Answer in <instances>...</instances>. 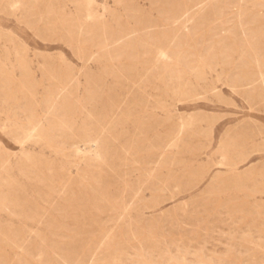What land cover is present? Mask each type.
Returning a JSON list of instances; mask_svg holds the SVG:
<instances>
[{
  "label": "rangeland",
  "instance_id": "obj_1",
  "mask_svg": "<svg viewBox=\"0 0 264 264\" xmlns=\"http://www.w3.org/2000/svg\"><path fill=\"white\" fill-rule=\"evenodd\" d=\"M6 257L264 264V0H0Z\"/></svg>",
  "mask_w": 264,
  "mask_h": 264
},
{
  "label": "bare ground",
  "instance_id": "obj_2",
  "mask_svg": "<svg viewBox=\"0 0 264 264\" xmlns=\"http://www.w3.org/2000/svg\"><path fill=\"white\" fill-rule=\"evenodd\" d=\"M253 3H254V2H253ZM201 9H202V8H201ZM93 13H94V12H93ZM178 18H179V17H178ZM188 21H189V20H188ZM221 21H222V20H221ZM103 24H104V22H103ZM97 26H98V25H97ZM98 28H99V27H98ZM194 40H195V39H194ZM160 45H161V44H160ZM164 46H165V45H164ZM165 47H167V46H165ZM168 48H169V47H168ZM156 49H157V48H156ZM158 49H159L160 52H161V50H162L161 47L158 48ZM153 50H155V49H153ZM164 50H165V49H164ZM138 52H139V51H138ZM155 53H156V56H157V51H156ZM165 53H166V51L164 52V55H165ZM182 53H183V52H182ZM151 54H153V51H152ZM159 54L162 55V53H158V55H159ZM167 54H168V52L166 53V55H167ZM157 57H159V56H157ZM155 58H156V57H155ZM156 59H157V58H156ZM156 59H155V60H156ZM159 59H160V58H159ZM156 61H157V60H156ZM156 61H154V62H156ZM159 61H160V60H159ZM176 61H177V59H176ZM176 61H175V62H176ZM177 62H178V61H177ZM156 63H157V62H156ZM156 63H155V65H156ZM200 63H201V62H200ZM158 64H159V63H158ZM201 64H202V63H201ZM201 64H200V66H201ZM202 66H203V65H202ZM152 68H153V67H152ZM134 69H135V68H134ZM180 69H181V68H180ZM135 70H136V69H135ZM119 71H120V70H119ZM119 71H118V72H119ZM5 72H7V69L5 70ZM10 72H11V71H10ZM137 72H138V75H139V71H137ZM260 72H261V71H260ZM8 73H9V72H8ZM13 73H14V72H13ZM9 74H10V73H9ZM123 74H124V73H123ZM127 74H128V73H127ZM127 74H126V75H127ZM132 74H133V72H132ZM132 74L130 73V76H131ZM48 75H49V74H48ZM54 75H55V74H54ZM54 75H53V76H54ZM11 76H13V74H12ZM124 76H125V74H124ZM130 76H129V77H130ZM135 76H136V75H134V77H135ZM146 76H147V75H146ZM3 77H4V76H3ZM134 77H133V78H134ZM124 78H125V77H124ZM130 78H131V77H130ZM136 78H137V77H135V79H136ZM30 79H31V78H30ZM131 79H132V78H131ZM135 79H132V82H131V83H133V80H135ZM137 79H138V78H137ZM139 79H140V78H139ZM141 79H142V78H141ZM15 80H17V78H16ZM126 80H127V79H126ZM128 80H129V79H128ZM17 81H18V80H17ZM20 82H21V81H20ZM135 82H136V81H135ZM129 83H130V82H129ZM7 84H8V83H7ZM9 84H10V83H9ZM126 84H127V83H126ZM2 85H3V84H2ZM128 85H129V84H128ZM128 85H127V86H128ZM130 85H131V84H130ZM21 86H22V85H21ZM25 89H26V88H25ZM139 89H140V88H139ZM137 90H138V89H137ZM28 92H29V91H28ZM182 92H183V91H182ZM98 93H99V92H98ZM165 93H166V92H165ZM114 94H115V93H114ZM114 94H113V95H114ZM161 94H162V93H161ZM161 94H160V95H161ZM178 94H179V93H178ZM181 94H182V93H181ZM185 94H186V93H185ZM10 95H11V94H9V96H10ZM106 95H107V94H106ZM179 95H180V94H179ZM186 95H187V94H186ZM186 95H185V96H186ZM169 96H170V95H169ZM32 97L34 98L33 95L31 96V98H32ZM141 97H142V96H141ZM189 97H190V96H189ZM108 98H110V97H108ZM164 98H165V97H164ZM119 99H120V98H119ZM132 99H133V98H132ZM132 99H131V100H132ZM36 100H37V99H36ZM143 100H144V99H143ZM165 100H166V99H165ZM76 101H77V100H76ZM133 101H134V100H133ZM138 101H140V100H138ZM141 101H142V100H141ZM159 101H160V100H159ZM72 102H73V101H72ZM116 102L118 103V102H120V101H116ZM134 102H135V101H134ZM157 102H158V101H157ZM107 103H108V102H107ZM158 103H160V102H158ZM162 103H165V102H162ZM162 103H161V104H162ZM114 104H115V102H114ZM119 104H120V103H119ZM119 104H117V105H119ZM137 104H138V103H137ZM165 105H166V104H165ZM119 106H120V105H119ZM159 106H162V105H159ZM163 106H164V105H163ZM66 107H67V106H66ZM125 107H126V105H125ZM71 108H72V107H71ZM131 108H132V106H131ZM102 109H103V108H102ZM104 109H105V108H104ZM112 110H114V109L112 108ZM112 110H111V111H112ZM116 110H117V109H116ZM129 110H130V109H129ZM71 111H72V110H71ZM48 112H49V111H48ZM69 112H70V111H69ZM114 112H115V111H114ZM121 112H123V109L121 110ZM129 112H130V111H129ZM133 112H134V111H133ZM142 112H143V109H142ZM144 112H145V110H144ZM169 112H171V111H169ZM71 113H72V112H71ZM115 113H116V112H115ZM126 113H128V112H126ZM134 113H135V112H134ZM37 114H38V113H37ZM106 114H107V113H106ZM38 115H39V114H38ZM91 115H92V114H91ZM91 115H90V116H91ZM114 115H115V114H114ZM114 115H113V116H114ZM116 115H117V114H116ZM118 115H119V114H118ZM64 116H65V115H64ZM104 116H105V115H104ZM129 116H130V115H129ZM141 116H142V115H141ZM39 117H41V116L39 115ZM52 117H54V116H51V118H52ZM70 117H71V116H70ZM92 117H93V116H92ZM77 118H78V117H77ZM106 118H107V116H106ZM123 118H124V117H123ZM57 119H58V118H57ZM69 119H70V118H69ZM109 119H110V118H109ZM112 119H113V118H112ZM128 119L130 120V118H128ZM70 120H71V119H70ZM114 120H115V119H114ZM150 120H151V119H150ZM35 121H36V120H35ZM110 121H111V119L109 120V122H110ZM121 121L123 122V120H121ZM60 122H61V121H60ZM103 122H105V121H103ZM106 122H107V121H106ZM106 122H105L104 124H106ZM109 122H108V123H109ZM114 122H115V121H114ZM142 122H143V121H142ZM142 122H141V123H142ZM145 122H147V121H145ZM148 122H149V121H148ZM21 123H22V121H21ZM21 123H20V124H21ZM76 123H77V122H76ZM99 123H100V122H99ZM108 123H107V124H108ZM110 123H111V122H110ZM112 123H113V121H112ZM136 123H137V122H136ZM156 123H157V122H156ZM62 124H63V123H62ZM83 124H84V123H83ZM121 124H123V123H121ZM139 124H140V123H139ZM38 125H39V124H38ZM74 125H75V124H74ZM100 125H101V123H100ZM112 125H113V124H112ZM112 125H111V127H112ZM116 125H117V124H116ZM116 125H115V128H116ZM118 125H119V124H118ZM31 126H32V125H31ZM108 126H109V125H108ZM108 126H107V127H108ZM100 127H101V126H100ZM104 127H105V126H104ZM107 127H106V129H107ZM146 127H147V126H146ZM38 128H40V126H39ZM44 128H45V127H44ZM94 128H95V127H94ZM94 128H93V129H94ZM115 128L113 127L112 131H113ZM32 129H33V128H32ZM74 129H75V128H74ZM102 129H103V127H102ZM108 129H110V128H108ZM167 129H168V128H167ZM96 130H97V126H96ZM116 130H117V129H116ZM45 131H46V130H45ZM88 131H89V130H88ZM99 131H100V129H99ZM101 131L103 132L104 130H101ZM101 131H100V132H101ZM106 131H107V130H106ZM23 132H24V131H23ZM33 132H34V131H33ZM81 132H82V130H81ZM91 132H92V131H91ZM168 132H169V131H168ZM66 133H67V132H66ZM84 133H85V132H84ZM93 133H94V132H93ZM98 133H99V132H98ZM47 134H48V133H47ZM85 134H86V133H85ZM103 134H104V133H103ZM103 134H102V135H103ZM105 134H106V133H105ZM68 135H69V134H68ZM31 136H32V135H31ZM70 136H71V135H70ZM106 136H107V135H106ZM106 136H105V138H106ZM109 136H110V135H109ZM111 136H113V134H112ZM135 136H137V135H135ZM68 137H69V136H68ZM114 137H115V135H114ZM29 138H30V137H29ZM69 138H70V137H69ZM98 138H99V136H98ZM102 138H104V137L102 136ZM87 139H88V138H87ZM95 139H97V137H96ZM95 139H94V140H95ZM112 139H113V138H112ZM138 139H139V138H138ZM138 139H137V140H138ZM89 140L92 141L93 139H92V140L89 139ZM89 140H88V141H89ZM99 140H102V139H99ZM64 141H65V140H64ZM75 141H76V140H75ZM77 141H80V140L78 139ZM77 141H76V142H77ZM85 141H86V140H85ZM88 141H87V143L85 142L86 145L88 144ZM95 141H96V140H95ZM95 141H94V142H95ZM135 141H136V140H135ZM138 141H139V140H138ZM70 142H71V141H70ZM83 142H84V141H83ZM97 142H98V140H97L96 143L94 144V145H95V146H94L95 149H94L93 147H92V149H94V151H96V152H95L96 155H100V154H98V153L100 152V150H102V148L100 149V146L98 145ZM105 142H106V141H105ZM112 142H113V140H112ZM89 143H90V142H89ZM91 143H93V141H92ZM91 143H90V144H91ZM110 143H111V142H110ZM110 143H109V144H110ZM113 143H114V142H113ZM101 144H102V143H101ZM106 144H107V143H106ZM109 144H107V145H109ZM111 144H112V143H111ZM113 145H114V144H113ZM145 145H146V144H145ZM137 146H138V144H137ZM104 147H105V146H103V148H104ZM132 147H133V146H132ZM3 148H4V147H3ZM54 148H55V147H54ZM54 148H53V149H54ZM140 148H141V147H140ZM146 148H147V147H146ZM55 149H56V148H55ZM92 149H90V150H92ZM106 149H107V146H106ZM106 149H105V150H106ZM128 149H129V148H128ZM130 149H131V148H130ZM108 150H110V153H112V152L114 151V150H113V151L111 152V149H109V148H108ZM141 150H142V148H141ZM143 150H144V149H143ZM137 151H138V150H137ZM79 152L82 153L83 151H82V150H79ZM86 152H87V151H86ZM135 152H136V150H135ZM133 153H134V152H133ZM137 153H138V152H137ZM154 153H155V151H154ZM84 154H85V153H84ZM86 154H87V153H86ZM88 154H89V152H88ZM82 155H83V153H82ZM105 155H106V154H105ZM61 156H62V155H61ZM63 156H64V155H63ZM87 156H88V155H87ZM89 156H90V155H89ZM92 156H93V155H92ZM150 156H151V155H150ZM165 156H166V155H165ZM165 156H164V157H165ZM83 157L85 158L86 156H83ZM108 157H109V156H108ZM108 157H107V158H108ZM113 157H114V156H113ZM117 157H119V156H117ZM117 157H116V159H118ZM86 158H87V157H86ZM92 158H93V157H92ZM103 158H104V157H103ZM120 158H121V157H120ZM126 158H127V157H126ZM137 158H138V157H137ZM142 158H143V157H142ZM89 159H90V158H89ZM133 159L135 160L136 158H133ZM162 159H164V158L162 157ZM90 160H91V159H90ZM93 160H94V159H93ZM101 160H102V159H101ZM110 160H111V158H110ZM126 160H127V159H126ZM151 160H153V159H151ZM123 161H124V160H123ZM100 162H103V160L100 161ZM100 162H98V163L96 164V165H98V167H100V166L102 165V164H100V166H99V163H100ZM107 162H108V161H107ZM117 162H118V161H117ZM143 162H144V161H143ZM153 162H154V161H153ZM158 162H159V161H158ZM45 163H46V162H45ZM86 163H87V162H86ZM138 163H139V161H138ZM142 164H143V163H142ZM9 165H11V164H9ZM93 165H94V164H93ZM96 165H95V166H96ZM116 165H119V163H117ZM20 166H21V165H20ZM49 166H50V165H49ZM87 166H88V165H87ZM102 166H103V165H102ZM111 166H112V168H113V165H111ZM144 166H146V165H144ZM3 167L5 168V166H3ZM25 167H26V166H25ZM90 167H91V166H90ZM106 167H107V165H106ZM108 167H109V165H108ZM108 167H107V169H108ZM49 168H50V167H49ZM80 168H81V167H80ZM96 168H97V167H96ZM96 168H95V169H96ZM100 168H101V167H100ZM110 168H111V167H110ZM110 168H109V169H110ZM112 168H111L110 170H109V169H108V170H109V171H112ZM118 168H119V167H118ZM81 170H82V168H81ZM102 170L105 171L104 168H102ZM113 170H114V169H113ZM62 171H63V170H62ZM94 171H95V170H94ZM109 171H108V172H109ZM114 171H115V170H114ZM63 172H64V171H63ZM82 172H83V171H82ZM87 173H88V172H87ZM68 174H69V173H68ZM68 174H67V175H68ZM92 174H94V173H92ZM96 174H97V173H96ZM105 174H106V173H105ZM105 174H104L103 176H105ZM9 175H10V174H9ZM67 175H65V177H66ZM80 175H83V174H80ZM63 176H64V175H63ZM97 177H98V176H97ZM101 177H102V176H101ZM105 177H106V176H105ZM105 177H102V178H105ZM57 178H58V177H57ZM66 178H68V177H66ZM69 178H70V177H69ZM98 178H100V177H98ZM102 178H101V179H102ZM107 178H108V176H107ZM87 179H89V178H87ZM91 179H92V178H91ZM91 179H90V180H91ZM60 180H61V179H60ZM105 180H106V179H105ZM15 181H16V180H15ZM65 181H66V180H65ZM65 181H64V182H65ZM68 181H69V180H68ZM100 181H103V179L100 180ZM106 181H107V180H106ZM106 181H105V182H106ZM40 182H41V181H40ZM64 182L62 183V185H64ZM76 182H77V181H76ZM93 182H94V180H93ZM17 183H18V182H17ZM72 183H73V182H72ZM72 183H71V184H72ZM88 183H89V182H88ZM102 183H103V182H102ZM83 184H84V182H83ZM92 184H93V183H92ZM104 184H105V183H104ZM106 184H107V183H106ZM234 184H235V183H234ZM55 185H56V184H55ZM57 185L59 186L60 184L57 183ZM90 185H91V184H90ZM20 186H22V185H20ZM64 186H66V184H65ZM64 186H63V187H64ZM67 186H69V184H67ZM74 186H75V185H74ZM92 186H93V185H92ZM100 186H101V185H100ZM108 186H109V184H108ZM56 187H57V186H56ZM60 187H61V186H59V188H60ZM86 187H88V186H86ZM94 187H95V185H94ZM101 187H103V185H102ZM21 188H22V187H21ZM64 188H65V187H64ZM95 188H96V187H95ZM78 189H79V188H78ZM99 189H100V188H99ZM104 189H105V188H104ZM106 189H107V188H106ZM56 190H57V189H56ZM58 190H59V189H58ZM60 190H61V189H60ZM67 190H68V189H67ZM69 190H70V189H69ZM69 190H68V191H69ZM51 191H52V188H51ZM101 191H102V190H101ZM64 192H65V191H64ZM70 192H71V191H70ZM109 192H110V191H109ZM83 193H84V192H83ZM83 193H82V194H83ZM94 193H96V192L94 191ZM100 193H101V192H100ZM102 193H104V192L102 191ZM61 194H62V193H61ZM108 194H109V193H108ZM83 195H84V194H83ZM105 195H107V192H106ZM219 195H220V194H219ZM67 196H68V195H67ZM103 196H104V194H102V197H103ZM96 197H97V195H96ZM108 197H109V196H108ZM61 198L66 199L65 197H62V196H61ZM105 198H107V196H106ZM123 198H124V196H123ZM158 198H160V197H158ZM46 199H47V198H46ZM64 199H63V200H64ZM67 199H68V198H67ZM67 199H66V200H67ZM69 199H70V198H69ZM69 199H68V200H69ZM75 199H76V198H75ZM84 200H85V199H84ZM106 200H107V199H105V201H106ZM116 200H117V199H116ZM76 201H77V199H76ZM76 201H75V202H76ZM82 201H83V200H82ZM48 202H49V201H48ZM93 202H94V201H93ZM117 202H119V201H117ZM73 203H74V202H73ZM94 203H95V202H94ZM59 204H60V203H59ZM77 204H78V203H77ZM88 204H89V203H88ZM92 204H93V203H92ZM27 205H28V203H27ZM57 205H58V204H57ZM74 205H75V204H74ZM93 205H94V204H93ZM99 205H100V204H99ZM102 205H103V204H102ZM89 206H90V205H89ZM112 206H113V204H112ZM112 206H110V207H112ZM78 207H80V206H78ZM90 207H92V206H90ZM100 208H101V207H100ZM113 208H114V207H113ZM113 208H112V209H113ZM89 209H90V208H89ZM103 209H104V208H103ZM71 210H72V209H71ZM75 210H76V209H75ZM75 210H74V211H75ZM81 210H83V209L81 208ZM118 210H119V209H118ZM76 211H78V210H76ZM76 211H75V212H76ZM91 211H92V210H91ZM87 212H89V211L87 210ZM78 213H79V211H78ZM81 213H82V212H81ZM13 214H14V213H13ZM74 216H75V214H74ZM84 216H86V215H84ZM98 216H99V215H98ZM74 218H75V217H74ZM98 218H99V217H98ZM28 219H29V218H28ZM84 219H85V218H83L82 220H84ZM84 221H85V220H84ZM92 221H93V220H92ZM77 223H78V222H77ZM80 223H81V222H80ZM87 223H88V222H87ZM94 223H96V222H94ZM81 225H82V224H80V226H81ZM83 225H84V224H83ZM83 225H82V226H83ZM91 226H92V225H91ZM98 226H99V225H98ZM117 227H118V226H117ZM57 228H58V227H57ZM76 228H77V227H76ZM84 228H85V227H84ZM118 228H119V227H118ZM71 229H72V227H71ZM71 229H70V230H71ZM86 229H87V228H86ZM88 229H89V228H88ZM101 229H102V228H101ZM72 230H73V229H72ZM72 230H71V231H72ZM76 230H77V229H76ZM102 230H103V229H102ZM68 231H69V230H68ZM77 231H78V230H77ZM98 231H99V230H98ZM75 232H76V231H75ZM89 232H90V231H89ZM84 233H85V232H84ZM86 233H87V232H86ZM79 234H80V233H79ZM119 234H120V233H119ZM21 235H22V234H21ZM77 235H78V233H77ZM70 238H71V237H70ZM134 238H135V237H134ZM82 243H83V241H82ZM82 243H81V245H83ZM86 243H87V242H86ZM67 244H68V243H67ZM71 245H72V244H71ZM76 245H77V244H76ZM18 246H19V245H18ZM74 246H75V245H74ZM68 247H70V246H68ZM80 247H81V246H80ZM84 247H85V246H84ZM90 247H91V246H90ZM72 248H73V247H72ZM74 248H75V247H74ZM74 248H73V249H74ZM75 249H76V248H75ZM78 249H79V248H78ZM84 250H85V248H84ZM93 250H94V249H93ZM107 250H108V249H107ZM109 250H110V249H109ZM14 251H15V250H14ZM75 252H76V251H75ZM79 252H80V251H79ZM87 252H88V251H87ZM92 252H93V251H92ZM92 252H91V253H92ZM107 252H108V251H107ZM10 253H11V252H10ZM66 253H68V252H66ZM83 253H84V252H83ZM85 253H86V251H85ZM93 253H95V252H93ZM93 253H92V255H93ZM108 253H109V252H108ZM79 254H80V253H79ZM87 254H88V253H87ZM89 254H90V253H89ZM82 255H83V254H82ZM82 255H81V258H84V257H82ZM84 255H85V254H84ZM90 255H91V254H90ZM90 255H89V256H90ZM86 256H88V255H86ZM86 256H85V257H86ZM89 256H88V257H89ZM96 256H97V254H96ZM96 256H95V257H96ZM90 257H91V256H90ZM92 257H93V256H92ZM95 257H94V259H95ZM67 258H68V257H67ZM71 258H72V257H71ZM86 258H87V257H86ZM86 258H84V259H85V261L87 262ZM65 259H66V258H65ZM97 259H98V258H97ZM108 259H109V258H108ZM81 260H82V259H81ZM79 261H80V259H79ZM82 261H83V260H82ZM92 261H93V260H92ZM92 261H91V262H92ZM8 262H9V257H6V258L4 259V262H3V263H4V264H8ZM65 262H66V261H65ZM88 262H89V259H88ZM67 263H68V261H67ZM70 263H71V261H70ZM79 263H80V262H78V264H79ZM108 263H109V262H108ZM90 264H91V263H90Z\"/></svg>",
  "mask_w": 264,
  "mask_h": 264
}]
</instances>
